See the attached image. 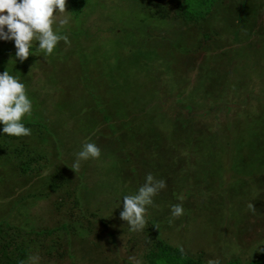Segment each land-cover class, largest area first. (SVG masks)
Listing matches in <instances>:
<instances>
[{
	"label": "rangeland",
	"instance_id": "374dc122",
	"mask_svg": "<svg viewBox=\"0 0 264 264\" xmlns=\"http://www.w3.org/2000/svg\"><path fill=\"white\" fill-rule=\"evenodd\" d=\"M69 1V23L60 29L69 43L58 41L47 57L38 51L20 62L12 41L0 40V72L18 76L32 104L21 117L29 135L8 149L10 136L0 135V222L60 239L63 257L45 263L36 250L37 264H132L129 257L142 264L148 220L191 257L220 264L260 258L264 11L262 20L246 14L239 25L217 23L218 45L199 50L190 35L170 34L177 22H151L142 0H86L79 11ZM99 44L96 62L90 53ZM86 141L100 155L73 170ZM147 173L165 187L133 231L119 216L122 196ZM56 182L61 189L49 194ZM176 203L183 213L172 217Z\"/></svg>",
	"mask_w": 264,
	"mask_h": 264
},
{
	"label": "trees",
	"instance_id": "16d2710c",
	"mask_svg": "<svg viewBox=\"0 0 264 264\" xmlns=\"http://www.w3.org/2000/svg\"><path fill=\"white\" fill-rule=\"evenodd\" d=\"M142 1L145 2V5L141 8V10L145 16H149L151 22H154V20L166 19H171L170 21L177 22V26L170 31V34L177 29L181 33H185L188 36L190 35V38H193L196 41L197 48L199 50L207 47L208 43L210 46L218 45L219 36L222 30L220 26L216 25L217 23L225 24L227 22L226 19H229L230 24L239 25V22H241L242 18L246 14H248L251 19L262 20V11H264V3L260 4L261 0ZM262 1L264 2V0ZM242 2H244V4ZM68 4L72 10L79 11L85 6L86 0H70ZM243 6L247 10H245ZM253 7H256L257 10H259L257 14L252 12ZM150 27L161 32H166V27H163L162 25L160 28H153L150 24ZM89 34L90 33L88 32L87 35ZM166 41L167 43L171 42L168 41V39H166ZM173 46H178L176 41H174ZM99 48L100 44L96 50L93 49L90 53L92 58L95 57L96 62L97 49ZM107 120H111V126L119 122L118 125L120 127L121 119L116 118L115 114L109 113ZM19 138L20 136H10V139L5 144L7 149L10 148L11 141H15ZM55 179L56 177L54 176L53 182ZM59 179L61 180V177ZM61 184L63 185L62 181ZM48 189L51 190L49 193L51 194L61 188L58 182H56L49 184ZM69 217L75 218V212L69 213ZM3 218L7 217L4 216ZM83 218L85 217L83 216ZM4 222H0V264H19L20 261H26L29 256L34 255L33 253L36 250H39V255L43 258L42 261L45 263L52 260L58 261L61 257H63L60 253L57 254V248H60V245L56 244V242L60 241V239L54 238L52 236L53 234L47 231V229L46 231H42V228L30 229L28 227L18 228L15 226L13 228L11 225L8 226V223ZM83 225L86 224L83 223ZM146 227L145 237H149L150 240L146 242L147 244H144V253L141 251V253H143L141 257L142 264H206L207 261L203 258L191 257L183 249L164 242L160 237L159 229L153 225L152 221L150 222L148 220L146 222ZM50 237H53V239H50ZM135 249H137L136 244L133 247V250ZM226 264H240V262L233 259L229 260ZM247 264H264V252L261 254L260 258L250 261Z\"/></svg>",
	"mask_w": 264,
	"mask_h": 264
},
{
	"label": "clouds",
	"instance_id": "9594fccd",
	"mask_svg": "<svg viewBox=\"0 0 264 264\" xmlns=\"http://www.w3.org/2000/svg\"><path fill=\"white\" fill-rule=\"evenodd\" d=\"M66 0H0V40H11L15 48V58L23 62L30 54L42 51L47 57L53 52L57 42L68 44V37L60 29L69 23L65 15ZM6 10V11H5ZM55 10V12H54ZM56 30H53V25ZM35 41V48L32 47ZM16 59L14 61L16 62ZM31 100L25 85L18 76L5 70L0 72V135L26 136L30 129L21 122V117L31 113ZM99 147L91 142L82 143L75 153L71 169L76 170L81 161L99 157ZM165 187L163 179H156L147 173L144 182L134 193L122 196L119 216L126 221L130 230H141L145 225L146 206L153 203V196ZM182 200V196L177 197ZM251 205L249 208L251 209ZM180 203L170 205V215L180 216ZM132 264L139 261L129 257ZM38 257L31 255L19 264H37ZM206 264H220L218 259H208Z\"/></svg>",
	"mask_w": 264,
	"mask_h": 264
},
{
	"label": "flooded vegetation",
	"instance_id": "af4514ba",
	"mask_svg": "<svg viewBox=\"0 0 264 264\" xmlns=\"http://www.w3.org/2000/svg\"><path fill=\"white\" fill-rule=\"evenodd\" d=\"M6 11V10H5Z\"/></svg>",
	"mask_w": 264,
	"mask_h": 264
}]
</instances>
